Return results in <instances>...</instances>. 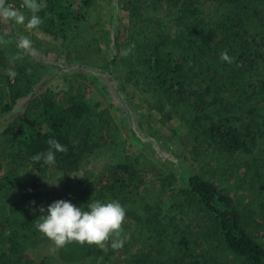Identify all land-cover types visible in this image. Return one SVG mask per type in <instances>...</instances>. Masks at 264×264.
<instances>
[{"label":"trees","instance_id":"obj_1","mask_svg":"<svg viewBox=\"0 0 264 264\" xmlns=\"http://www.w3.org/2000/svg\"><path fill=\"white\" fill-rule=\"evenodd\" d=\"M118 1L127 27L113 41L111 77L148 111L185 125L198 172L161 206L175 176L143 155L130 157L109 109L91 107L79 86L37 90L53 64L28 58L14 31L3 34L0 118L24 103L0 136V264H36L18 254L49 241L35 227L38 209L46 214L60 200L124 207L125 243L119 250L106 244L120 254L113 264H264V0ZM43 2V23L33 30L58 42L66 64L100 53L92 0ZM9 3L20 8L22 0ZM225 50L233 63L220 59ZM18 53L22 58L10 63ZM72 77L85 87L84 70ZM49 139L67 151L56 153L54 165L34 161ZM98 249L72 242L58 255L64 263L96 264ZM37 264L58 263L44 257Z\"/></svg>","mask_w":264,"mask_h":264},{"label":"rangeland","instance_id":"obj_2","mask_svg":"<svg viewBox=\"0 0 264 264\" xmlns=\"http://www.w3.org/2000/svg\"><path fill=\"white\" fill-rule=\"evenodd\" d=\"M92 1L93 5L89 11L90 25L95 38L99 39L100 53L95 55L90 52L85 62L74 59L71 64H66L57 41L41 33V31H29L23 25H16L11 22L0 25V37L3 34L12 35V31L18 37L21 35L27 36L31 39L32 44L35 42L36 45L33 44V52L26 54V56L33 58L35 61L40 58V60L45 59L53 64L42 80L44 84H40L37 90L43 91L50 88L51 91L59 92L61 89H66L70 84L79 86L78 93L84 96L91 107L109 109L116 127L125 137L126 150L130 157L143 155L164 174L175 176L176 185L162 195L161 206L166 207L170 201L168 195H174L177 190L183 189L187 176L198 172V166L191 163L188 155V151L193 145L191 135L185 125L177 118L173 117L170 121H164L158 113L148 111L137 96L131 97L129 90L128 93L121 91L120 77H111L110 73L113 74V67L110 59L114 56L113 41L115 36L118 38L124 36L127 27V13L122 9V4L118 0ZM8 5L14 6V3ZM17 9L24 12L26 18L30 17L31 13L27 9L22 7ZM12 27L14 30H12ZM38 43L40 45H37ZM83 63H86V65ZM90 64L97 65V68L93 71ZM78 69L84 70L87 75L85 87L73 81L72 75L77 73ZM64 71L68 74L66 78L63 75ZM23 103L24 101H21L16 105L11 116L0 118V136L9 118L22 113ZM1 160L2 157L0 156V162ZM2 171L3 166L0 163V176L3 175ZM51 247H53L52 242L48 241L35 249L21 252L18 256L36 264L44 257L55 258L58 264H70L59 259V249L55 254H50L49 249ZM119 255L110 254L106 245L104 249L99 248L93 254V257L96 258V264H113Z\"/></svg>","mask_w":264,"mask_h":264},{"label":"clouds","instance_id":"obj_3","mask_svg":"<svg viewBox=\"0 0 264 264\" xmlns=\"http://www.w3.org/2000/svg\"><path fill=\"white\" fill-rule=\"evenodd\" d=\"M21 7L31 13L30 17L26 18L24 12L8 5L7 0H0V25L8 24L11 21L16 25H23L31 31L43 23L38 15L46 7L43 0H40V2L38 0H22ZM0 43H4V41L0 39ZM17 48L22 50L24 54H31L33 52L31 39L27 36H19L17 38ZM128 51L124 54L127 55ZM21 58V54L18 53L11 57L10 63ZM220 59L229 64L233 63V58L228 55L227 50L220 54ZM28 71L30 72V69ZM7 74L12 79L17 75L12 70H9ZM47 144V151L33 156L32 159L37 162L43 160L47 165H54L56 153L66 152L67 148L56 139H49ZM38 210L41 215L36 219L35 227L52 242L53 247L49 249L50 254H55L58 249L72 242L80 245L85 243L96 245L104 249L107 242L111 241L113 250L121 249L125 243L126 238L122 235V225L126 212L118 201L101 202L96 200L90 201L86 207H76L70 202L60 200L48 206L46 214L43 207Z\"/></svg>","mask_w":264,"mask_h":264}]
</instances>
